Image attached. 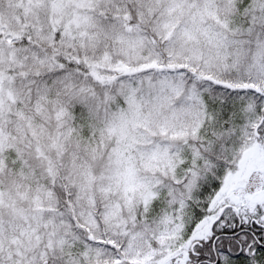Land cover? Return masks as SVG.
I'll return each instance as SVG.
<instances>
[{"label":"snow or ice","instance_id":"obj_1","mask_svg":"<svg viewBox=\"0 0 264 264\" xmlns=\"http://www.w3.org/2000/svg\"><path fill=\"white\" fill-rule=\"evenodd\" d=\"M0 264H264V0H0Z\"/></svg>","mask_w":264,"mask_h":264}]
</instances>
